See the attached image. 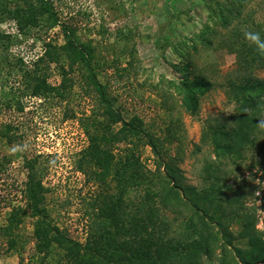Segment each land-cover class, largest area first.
I'll return each mask as SVG.
<instances>
[{
	"label": "trees",
	"instance_id": "16d2710c",
	"mask_svg": "<svg viewBox=\"0 0 264 264\" xmlns=\"http://www.w3.org/2000/svg\"><path fill=\"white\" fill-rule=\"evenodd\" d=\"M250 1L209 0L210 14L219 17L227 33L217 38L218 42L210 37L205 42L236 56V74L222 84L236 108L230 126L215 118L213 123H206L201 142L211 146L219 165L225 160H245L247 153L257 151L264 169V138L260 141L264 136V77L255 74L264 71V53L244 35L259 33L264 40V27L251 12L243 13ZM21 2L22 5L9 11L16 32L26 35L28 19H44L48 28L60 23L66 40L73 38L67 23L60 22L52 8V0ZM0 36L11 39L10 34ZM93 58L84 44L69 48L45 41L40 55L28 63L19 60V77L26 95L43 100L53 95L62 102L72 87L69 73L81 71L82 66L90 70L85 73L84 87L86 93H95V106L78 119L86 145L79 150L74 167L99 190L85 203L83 238L75 239L53 221L45 204L47 188L41 179L43 168L38 167V157L27 158L26 177L20 190L24 205L10 206L5 224L0 226V238L7 250H15L17 243L23 249L18 229L28 215L32 218L34 253L27 264H264V230L256 228L255 215L243 202L244 195L229 197L232 184L218 175L206 187L188 183L180 167L183 159L177 143L180 121L169 119L157 133L147 128L137 115L125 119L117 98L107 84L98 80ZM52 64L61 76L58 84L48 81ZM119 70V74L123 72ZM125 72L129 74V69ZM217 85L221 86L199 71L186 85V109L195 115L199 97ZM15 100L17 109H22V104ZM70 115L75 117L74 112ZM11 127L5 125L6 143L14 140L8 135ZM140 146L151 149L152 169L140 160L137 153ZM211 168L209 165L205 170ZM261 207L264 209V192ZM233 221L240 225L237 233L230 231ZM16 251L19 253V249Z\"/></svg>",
	"mask_w": 264,
	"mask_h": 264
},
{
	"label": "rangeland",
	"instance_id": "374dc122",
	"mask_svg": "<svg viewBox=\"0 0 264 264\" xmlns=\"http://www.w3.org/2000/svg\"><path fill=\"white\" fill-rule=\"evenodd\" d=\"M52 1V8L57 11L60 22L67 23L73 38L66 40L60 23L48 28V21L44 19H28L26 35L16 32L9 11L23 3L0 0V33L11 36L10 41L0 36V226L5 224L10 206L24 205L20 192L26 177L24 161L34 155L38 157V167L43 168L41 179L47 188L45 204L51 210L52 219L73 238L82 240L86 227L85 203L99 190L74 167L79 150L86 145L78 119L95 106V93H86L84 87L85 73L90 70L81 67V81V71L69 73L72 87L62 102L53 95L45 100L31 98L20 82L19 60L28 63L42 53L45 41H51L53 46L71 48L74 44H84L87 47L94 56L93 70L98 80L107 84L117 98L125 119L137 115L147 128L157 133L169 119H178L177 143L183 151L180 167L186 181L202 188L218 175L231 183L228 196L244 195L243 202L255 215L256 228L264 230L261 207L264 169L258 161L261 156L253 151L245 155V160H223L224 164L219 165L211 146L201 142L206 123H213L215 118L228 127L236 108L226 93L227 88L222 86L236 74V56L205 42L208 37L218 42L217 38L227 33L219 17L210 14L209 0ZM14 2L17 3L11 6ZM247 12L264 27V0L250 1L243 10ZM117 69L123 72L119 74ZM49 71L48 81L58 84L61 76L56 66L52 64ZM199 71L221 86L199 97L194 115L185 107L186 85ZM255 74L264 77L263 70ZM15 99L22 104V109H17ZM72 112L75 117H71ZM6 124L12 126L8 133L14 139L11 143L4 139ZM137 153L144 165L152 169L154 157L149 146L138 147ZM209 165L213 168L205 170ZM169 217L173 214L169 213ZM230 231L239 232V223L233 221ZM18 235L24 244L23 249L20 243L16 244L19 253L16 249L7 250L0 238V264H27L33 255L30 216H24Z\"/></svg>",
	"mask_w": 264,
	"mask_h": 264
},
{
	"label": "clouds",
	"instance_id": "9594fccd",
	"mask_svg": "<svg viewBox=\"0 0 264 264\" xmlns=\"http://www.w3.org/2000/svg\"><path fill=\"white\" fill-rule=\"evenodd\" d=\"M245 39L249 40L250 42L254 43L257 46V49L264 53V40L261 39L259 33H249L245 32Z\"/></svg>",
	"mask_w": 264,
	"mask_h": 264
}]
</instances>
